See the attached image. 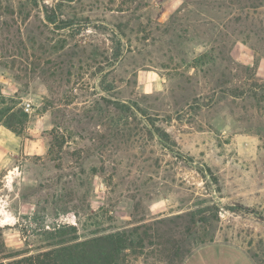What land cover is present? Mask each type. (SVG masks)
Returning <instances> with one entry per match:
<instances>
[{"label": "rangeland", "instance_id": "374dc122", "mask_svg": "<svg viewBox=\"0 0 264 264\" xmlns=\"http://www.w3.org/2000/svg\"><path fill=\"white\" fill-rule=\"evenodd\" d=\"M0 226L130 238L118 264L229 245L264 264V0H0Z\"/></svg>", "mask_w": 264, "mask_h": 264}, {"label": "trees", "instance_id": "16d2710c", "mask_svg": "<svg viewBox=\"0 0 264 264\" xmlns=\"http://www.w3.org/2000/svg\"><path fill=\"white\" fill-rule=\"evenodd\" d=\"M17 104L0 88V123L21 135L29 113ZM2 231L0 226V264H118L122 251L130 245V238L120 233L79 240L76 227L64 225L53 232L54 246L37 254L22 256L18 251L7 249Z\"/></svg>", "mask_w": 264, "mask_h": 264}, {"label": "crops", "instance_id": "0c3cea01", "mask_svg": "<svg viewBox=\"0 0 264 264\" xmlns=\"http://www.w3.org/2000/svg\"><path fill=\"white\" fill-rule=\"evenodd\" d=\"M186 264H253L235 247L229 245H209L194 252Z\"/></svg>", "mask_w": 264, "mask_h": 264}]
</instances>
